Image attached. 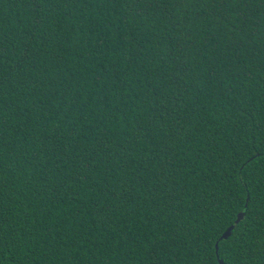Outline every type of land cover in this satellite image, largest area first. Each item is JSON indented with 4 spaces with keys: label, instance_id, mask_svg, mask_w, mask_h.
Masks as SVG:
<instances>
[{
    "label": "trees",
    "instance_id": "16d2710c",
    "mask_svg": "<svg viewBox=\"0 0 264 264\" xmlns=\"http://www.w3.org/2000/svg\"><path fill=\"white\" fill-rule=\"evenodd\" d=\"M0 264H264V0H0Z\"/></svg>",
    "mask_w": 264,
    "mask_h": 264
},
{
    "label": "water",
    "instance_id": "95a60500",
    "mask_svg": "<svg viewBox=\"0 0 264 264\" xmlns=\"http://www.w3.org/2000/svg\"><path fill=\"white\" fill-rule=\"evenodd\" d=\"M244 214H245V213H244L243 211L239 212L235 222L238 223V222L244 217ZM233 228H234V224L230 225V226L227 228V230L223 233V235L221 236V238H226V237H228V236L231 234ZM216 247H217V250H218V242H217V244H216ZM220 262L223 263V260L220 259Z\"/></svg>",
    "mask_w": 264,
    "mask_h": 264
}]
</instances>
